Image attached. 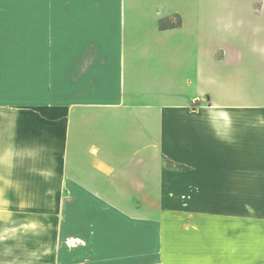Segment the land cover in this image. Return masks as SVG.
<instances>
[{"label": "crops", "instance_id": "crops-1", "mask_svg": "<svg viewBox=\"0 0 264 264\" xmlns=\"http://www.w3.org/2000/svg\"><path fill=\"white\" fill-rule=\"evenodd\" d=\"M0 264H264V0H2Z\"/></svg>", "mask_w": 264, "mask_h": 264}, {"label": "trees", "instance_id": "trees-1", "mask_svg": "<svg viewBox=\"0 0 264 264\" xmlns=\"http://www.w3.org/2000/svg\"><path fill=\"white\" fill-rule=\"evenodd\" d=\"M181 21L179 20L178 23L172 22L170 20L167 21H162L161 22V27L162 28H169V27H175L177 24H180Z\"/></svg>", "mask_w": 264, "mask_h": 264}, {"label": "rangeland", "instance_id": "rangeland-1", "mask_svg": "<svg viewBox=\"0 0 264 264\" xmlns=\"http://www.w3.org/2000/svg\"><path fill=\"white\" fill-rule=\"evenodd\" d=\"M187 192H188V193H185V192H184V193H185V195L189 196V195H191V193L194 194L195 190H193V189H189ZM187 196H186V197H187Z\"/></svg>", "mask_w": 264, "mask_h": 264}, {"label": "snow or ice", "instance_id": "snow-or-ice-1", "mask_svg": "<svg viewBox=\"0 0 264 264\" xmlns=\"http://www.w3.org/2000/svg\"><path fill=\"white\" fill-rule=\"evenodd\" d=\"M0 2H2V0H0Z\"/></svg>", "mask_w": 264, "mask_h": 264}]
</instances>
